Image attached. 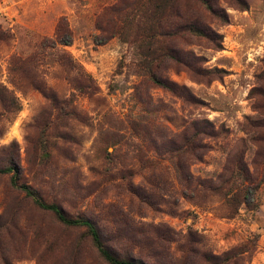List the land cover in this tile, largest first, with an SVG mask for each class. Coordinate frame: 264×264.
I'll use <instances>...</instances> for the list:
<instances>
[{
  "label": "rangeland",
  "instance_id": "374dc122",
  "mask_svg": "<svg viewBox=\"0 0 264 264\" xmlns=\"http://www.w3.org/2000/svg\"><path fill=\"white\" fill-rule=\"evenodd\" d=\"M214 1L228 23L200 16L222 37V50L195 38L179 46L185 56L202 57V69L217 78L197 83L185 69L163 65L161 74L178 87L174 94L143 77L132 45L118 37L94 43L105 9L116 0H0V167L7 154L14 156L21 183L69 216L93 220L119 258L152 264L128 238L142 241L160 227L173 232L166 246L174 259L186 246L222 255L256 235V247L240 264H264V127L255 129L264 119L258 110L264 105L258 80L264 0ZM61 18L72 43L42 46L55 38ZM62 53L71 66L59 62ZM87 77L91 92L78 91L77 82ZM199 120H208L216 135L201 136L195 159L177 149ZM241 160L262 181L256 206L231 210L209 191L199 200L185 196L187 174L218 184L229 170L240 172ZM6 199L14 200L8 175L0 176V214ZM29 214L59 231L51 215ZM87 255L89 263L102 264L94 251ZM192 261L202 264L195 255Z\"/></svg>",
  "mask_w": 264,
  "mask_h": 264
},
{
  "label": "trees",
  "instance_id": "16d2710c",
  "mask_svg": "<svg viewBox=\"0 0 264 264\" xmlns=\"http://www.w3.org/2000/svg\"><path fill=\"white\" fill-rule=\"evenodd\" d=\"M108 17L102 18L100 35L94 37V43L103 44L113 37H118L132 45L139 58L138 67L143 77L157 87L168 92L177 93L178 87L165 79L161 74L163 65L185 69L191 80L197 83H207L215 80L213 71L202 69V57L186 53L179 42L195 38L208 44L210 49L222 50V37L208 27L201 18L205 13L213 20L222 24L228 23L224 11L217 7L214 0H116V3L105 9ZM73 36L65 18H61L55 29L54 39H44L42 46L56 48L69 46ZM62 65L71 66L70 59L62 53L59 59ZM214 72H219L215 69ZM264 84V71L258 78ZM90 77L78 81L76 89L90 93L88 84ZM254 91L252 90L250 94ZM259 94L264 98V88ZM253 98V97H252ZM263 110L264 105L255 107ZM202 125H207L202 127ZM193 132L186 143L177 149L184 151L197 159L196 150L201 148V136H215L216 133L208 120H199L192 124ZM209 129H207V128ZM264 127V119L255 127ZM254 129V130H255ZM248 134V129H244ZM253 132V131H252ZM260 140L257 139V142ZM180 155L177 157V168L182 169ZM0 176H9V183L14 192V200L4 201V209L0 214V264H15L23 259H34L38 264H91L87 253L94 251L97 260L102 264H147L143 261L127 260L118 255L104 241L99 226L91 219L71 217L64 209L54 203L45 202L39 193L30 185L19 181L20 167L16 158L7 154L2 159ZM238 171L229 170L230 175L217 178L218 184L207 179H193L190 175L183 177L186 193L192 200H199L209 191L218 197L224 205L236 206L245 204L248 208L255 205V196L260 187L261 179L252 178L244 169L242 160L235 166ZM262 174V173H261ZM264 176V175H263ZM258 182V183H256ZM226 184V187L224 186ZM30 210L35 213L49 214L59 228L53 232L36 216H30ZM117 225V229H119ZM154 236H145L142 241L128 238L139 246V252L151 260L152 264H193L191 256L199 257L202 264H240L244 261L243 254L254 250L257 236L253 235L241 247L223 253L222 255H206L196 249L186 246L181 256L174 259L167 249V241L172 240L170 229L156 227ZM188 237L192 239V233ZM117 244V243H115ZM88 245V248H87Z\"/></svg>",
  "mask_w": 264,
  "mask_h": 264
}]
</instances>
